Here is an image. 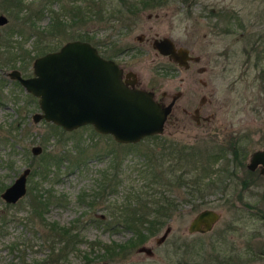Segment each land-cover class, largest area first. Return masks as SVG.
Masks as SVG:
<instances>
[{"label": "rangeland", "instance_id": "rangeland-1", "mask_svg": "<svg viewBox=\"0 0 264 264\" xmlns=\"http://www.w3.org/2000/svg\"><path fill=\"white\" fill-rule=\"evenodd\" d=\"M124 3L21 0L11 16L13 7L0 0V14L6 17L0 24V191L23 167L31 170L42 151L62 152L65 158L58 167L41 180L30 171L26 186L40 182L42 188L51 190L54 196L44 212L45 219L68 226L80 236L59 260H45L48 229L35 222L28 194L14 203L0 197V264H207L209 253L230 255L232 264H264V174L257 169L248 173L245 166L252 150L264 148V0H162L151 7L142 5L135 13L126 10ZM78 4L82 12L72 10ZM54 14L61 16L62 23L49 27ZM23 18L33 25L19 26ZM33 30L37 34H32ZM141 33L143 37L169 35L182 42L191 35L192 45L209 55L213 69L206 75L214 87L209 109L214 117L206 128L168 126L127 146L94 131L89 124L71 130L57 125L61 131L53 130L50 122L31 119V113L38 110L36 97L5 75L11 68L23 75L31 73L34 45L54 50L64 41L84 39L80 38L84 35L103 56L125 60L142 84L170 93L180 89L183 95L176 100L180 108L184 94L192 93L170 72L172 63L155 53L147 40L140 41L137 36ZM6 44L15 51L11 59H7ZM120 49H124L121 54ZM27 52L31 58L24 64ZM168 94L164 101L169 100ZM194 97L196 100L198 94ZM50 131L54 132L47 137ZM230 141L236 142L243 154L242 164L234 162L228 151L210 164L209 149ZM32 144L41 145L39 154L30 152ZM146 163L155 171V197L165 194L189 200L180 202L156 231L133 248L103 250L135 237L125 226L127 200H135L137 192L143 198L144 183L151 177L143 170ZM205 163L208 174L198 188L192 187L191 195H187L186 185L162 184L178 174L189 182L202 175ZM203 208L217 211L218 219L209 230L189 231V220ZM165 226L170 230L157 243L155 238Z\"/></svg>", "mask_w": 264, "mask_h": 264}, {"label": "water", "instance_id": "water-1", "mask_svg": "<svg viewBox=\"0 0 264 264\" xmlns=\"http://www.w3.org/2000/svg\"><path fill=\"white\" fill-rule=\"evenodd\" d=\"M5 21L6 17L0 14V24ZM153 47L169 59L181 62L168 37L154 39ZM5 75L36 97L38 110L31 113L34 122L43 119L64 130L89 124L94 131L109 134L119 143H132L145 135L161 133L172 103L170 100L161 104L153 98L152 91L134 87L133 79H123L119 65L85 39L71 38L54 50L36 55L30 75L22 76L17 68L9 69ZM30 152L39 154L41 145L32 144ZM245 166L249 170L258 167V172L264 174V148L252 150ZM29 172L28 166L23 167L0 191L4 202L14 203L25 195ZM218 217L213 209H200L189 220L187 229L209 230ZM169 230L170 226H165L155 241H162ZM138 249L150 252L147 247Z\"/></svg>", "mask_w": 264, "mask_h": 264}, {"label": "trees", "instance_id": "trees-1", "mask_svg": "<svg viewBox=\"0 0 264 264\" xmlns=\"http://www.w3.org/2000/svg\"><path fill=\"white\" fill-rule=\"evenodd\" d=\"M7 3H9L10 7L12 8L9 12L11 16H14L16 14V8L19 9L17 5H19V2L21 0H6ZM126 4L124 3L125 9L131 12H136L138 7L140 6H146V7H151L156 4H159L160 1L162 0H125ZM72 7V5H71ZM8 9V8H7ZM76 9L79 12H82V5L78 4L72 7V10ZM41 9H39L40 12ZM117 13H121L120 9H116ZM113 14H110L109 16H113ZM53 23L49 25V27L53 24V27H55L57 24L62 23L61 22V16L58 15H52ZM22 22H19L20 24L26 23L27 27L33 25V23H27L26 18L21 19ZM20 29V27H19ZM20 30L25 31L26 28H21ZM32 34H37L36 31L33 30ZM86 36L82 35L80 38L88 39L85 38ZM38 38V36L36 37ZM35 38V39H36ZM37 43V42H36ZM7 47V59L13 58V49L9 48L8 46L10 45H5ZM46 51V47H37L34 45V56L41 54ZM26 59L24 61V64L29 62V59L31 58V55L29 53H26ZM105 57H108L104 55ZM6 59V60H7ZM261 73L264 74V66L261 69ZM31 96V95H30ZM45 122V121H44ZM49 124L48 122H45ZM51 127L54 129H60L57 125L50 123ZM62 129V128H61ZM60 129V131H61ZM64 130V129H63ZM54 131H50L49 134H47L49 137L50 135L53 134ZM47 137H44L45 140ZM118 143V142H116ZM122 145H132L131 143H118ZM236 142L230 141L229 143L227 142L226 145H216V147H211L209 149V154H208V159L210 164H212V160L216 159L217 156L219 155H224L227 151L228 153H231V158L235 162L236 160L242 164L244 160L243 154L237 150L236 147ZM145 156L144 154H142ZM65 155L62 152H57V153H48L45 151H42L38 155L39 161L35 166L31 168V175L37 174L39 176L40 180L44 179L48 176L49 172L51 171V168L53 167H58L60 162L63 160ZM212 159V160H211ZM206 165H203L201 167L202 170V175L194 176L192 179L188 181H183L182 178H180L182 175L178 174L175 176L174 180L170 181H165L162 182L167 187H171L173 184L175 185H180L182 186L186 185L188 187L187 195H191L193 193V188L196 187L198 188V185L200 184L199 181L205 177L208 173V163H205ZM152 166L148 165L147 163L145 164V171H149L151 177H147L149 180L144 183L143 188L146 189L144 190V196L141 198V193L137 192L136 199L132 200H127L128 201V216L125 218L127 222L125 223V226L130 228V230L135 234V237L129 238L128 242L126 243H121V244H114L117 245V247L113 248H108L107 246H104L103 250H106L109 252V250H113L114 252H117V250H129L131 247L133 248L136 243H140L145 238L147 237V234L150 233L152 234L154 231L158 229L160 225L163 224L165 221L166 217H169L170 214L172 213L173 210L177 209L179 206L178 204L180 202H185L189 200V197L182 196L181 198H176V197H169L168 195L165 194H160L158 197H155L154 194L157 193V191L152 187V186H157L156 184V179H155V171H151ZM248 173H252V171L247 170ZM30 173V172H29ZM145 177V174H144ZM102 178H105V182H107L106 179L107 177L102 176ZM146 179V178H145ZM209 184V181H207ZM184 183V184H183ZM102 182L100 181V185ZM101 187V186H100ZM105 187V185H104ZM159 190L158 192H160ZM163 192V191H161ZM26 193L29 196V206L31 209L32 216L36 218L35 222L38 223L40 226H44V228L48 229V236L49 241H48V254L45 257V260H48L50 262H55L56 260H59L62 256H64L67 251L71 250L74 248L75 243L80 240V236L73 231L70 227L58 224L56 221H48L44 217V212L46 211V208L50 202V198L54 196V194L51 192L49 189L42 188L40 185V182H35L33 184H30L29 186H26ZM165 193V192H163ZM92 202V201H90ZM37 218L39 221H37ZM142 229L146 231L145 234H142ZM47 239V236H46ZM85 259H88L87 255H83ZM89 260V259H88ZM207 264H232V257L230 255H223L220 257L219 253L217 254H211L209 253L207 255Z\"/></svg>", "mask_w": 264, "mask_h": 264}, {"label": "flooded vegetation", "instance_id": "flooded-vegetation-1", "mask_svg": "<svg viewBox=\"0 0 264 264\" xmlns=\"http://www.w3.org/2000/svg\"><path fill=\"white\" fill-rule=\"evenodd\" d=\"M164 36L168 37L171 41L174 52L178 55L179 59L181 60L180 63L169 59L167 55L161 54L157 49L153 47L154 39H159ZM203 36H205V34H203ZM137 37L140 38V41L147 40L148 45L152 48L155 53L164 56L170 63H172L171 66H169L170 72H174L175 77L178 76V83L181 84V87L189 90L190 93H192L191 96L187 95V93L184 94V98L182 100L180 108H178L176 100L179 97H182L183 95L180 89L172 91V93H170V91L161 90L158 87H155L154 85L146 86V84L141 83L136 73L132 71L127 65H125V60L116 61V59L111 58L121 68V74L123 79H126L128 81L133 79L132 84L134 87L152 91L153 98L159 103L166 104L172 99L173 96H175V98L172 99L170 111L166 114L165 119L163 121L162 131L167 129L168 126H170V128L181 126L185 127L187 124L200 125L203 128H206V125H208L214 117L213 113L209 110L212 95L214 93V87L211 85L210 79H208L206 75V71L210 72L213 69V67L209 66L208 63L209 55L202 49L198 51L196 47L193 46L195 42L193 41V37L191 35H189L186 41L184 42L180 41L179 39H174L169 35H153L143 37V34L141 33ZM131 48L133 50L136 49L135 46ZM123 50L124 49H120L119 54H121ZM21 75L27 76L23 75L22 73ZM167 94L170 95V98L168 101H164V98ZM195 94H198V98L196 100L194 97ZM173 108L177 109L175 113L173 112ZM255 169H257L258 171V167L254 168L253 170H248L254 171Z\"/></svg>", "mask_w": 264, "mask_h": 264}]
</instances>
